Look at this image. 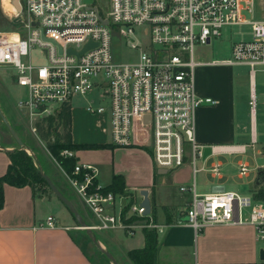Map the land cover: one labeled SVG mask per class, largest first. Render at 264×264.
Instances as JSON below:
<instances>
[{"label": "built area", "instance_id": "1", "mask_svg": "<svg viewBox=\"0 0 264 264\" xmlns=\"http://www.w3.org/2000/svg\"><path fill=\"white\" fill-rule=\"evenodd\" d=\"M20 2L17 12L24 15V33L0 31V67L13 66L17 82L26 88L18 106L30 119L32 130L36 131L37 120L54 114L62 104L96 90L106 103L94 104L90 98L86 109L106 114V129L115 146L142 145L154 165L166 170L186 160L191 163L192 182L179 189L191 193L184 214L195 232L214 224H251L264 243V194L196 191V160L203 158L206 146L211 152L242 153L256 138L252 133L250 143L223 147L199 143L196 108L218 100L197 94L194 85V67L199 64L249 65V109L254 120V73L256 66L264 70V0L257 18L247 17V13L254 16L255 0H108L105 11L94 0ZM242 24L250 25L251 35L233 42L231 57L196 59L197 47L209 44L223 27ZM114 35L122 47L136 51L135 60L115 58ZM89 41L93 44L79 54L67 51L68 47L79 51ZM60 154L73 156L74 150L63 148ZM209 169L217 175L220 164ZM248 169L247 163L239 164L241 174ZM96 176L94 164L76 160L68 177L92 214V221L84 219L90 229H120L127 235L144 228L163 230L164 224L151 211L145 212L139 188L113 191ZM38 225L55 227L57 219L48 214Z\"/></svg>", "mask_w": 264, "mask_h": 264}, {"label": "crops", "instance_id": "2", "mask_svg": "<svg viewBox=\"0 0 264 264\" xmlns=\"http://www.w3.org/2000/svg\"><path fill=\"white\" fill-rule=\"evenodd\" d=\"M195 68L196 66L194 67L196 93L212 96L218 100L216 104H203L196 108V140L201 144L223 147L249 143L250 141L247 142L244 139L251 140L252 133L256 138L255 118L252 121L247 107L250 98V82H248L249 90L247 86H235L232 78L224 80L221 85L201 88L196 83ZM3 88L4 84L0 79L2 93ZM25 92L26 89L24 94ZM91 93L85 97L75 96L68 103L71 140L75 143L97 142L109 145L79 148L74 150V155L77 160L83 158L80 162L93 164L96 159L84 153L87 151L102 153L103 158L97 160L99 163H97L96 178L99 182L107 185L114 173H120L124 178L125 190L133 192L137 188L147 190L151 201L150 211H153L155 218L164 224L163 230L157 233L156 264H264V259L259 257V249L263 245L256 237L251 224H214L195 232L194 228L186 222L184 214L191 193L179 189L181 185H189L192 182L191 163L186 160L183 165L173 170H165L154 165L150 152L142 145L115 146L110 141V134L106 129L108 124L106 114L92 113L91 116L86 109L87 100L93 98L95 101ZM75 99L80 102L74 103ZM88 121H91L93 125L84 130V124ZM20 122V119L16 120V124L20 130L22 128L23 132ZM23 138L26 143L24 146L29 145L25 136ZM256 142L248 146L251 147L252 157H255V154H264L261 146L256 145ZM15 145V140L0 143V174L7 170L10 162L8 150ZM25 148L28 147L25 146ZM126 148L131 149L127 154L134 155L136 161H123L116 158V155ZM247 150L241 153L226 150L206 152L204 149L203 158L196 160L199 168L195 173L196 191L203 193L233 189L245 194H255L259 187L257 186L259 184L255 183V178L258 170L264 167V163L257 160L251 163L246 155ZM32 152L37 155L36 164L38 162L40 168L42 166L46 171L48 165L43 164L42 157H39L35 150L32 149ZM216 162L220 164V173L217 175L209 169ZM241 162L248 164L249 169L245 174L239 172ZM104 169L109 171L108 176H105ZM46 172L71 200L65 193L64 185L58 183V179H55L53 177L55 175L50 171ZM42 188L5 183V203L0 208V264H97L82 244L86 242L85 238L82 236L81 243L72 232V229H75L72 226L75 219L72 213L51 189H46L45 186ZM71 201L74 203L73 200ZM77 209L79 210L78 207ZM79 212L81 213L80 210ZM48 214L56 217L57 226L38 225ZM110 233L114 236H104L99 241L107 246L114 257L116 256L118 263L124 261L123 255H126L128 249L144 244L143 230H137L132 235L122 231ZM91 243H94L92 238Z\"/></svg>", "mask_w": 264, "mask_h": 264}, {"label": "rangeland", "instance_id": "3", "mask_svg": "<svg viewBox=\"0 0 264 264\" xmlns=\"http://www.w3.org/2000/svg\"><path fill=\"white\" fill-rule=\"evenodd\" d=\"M3 1L4 2L2 3V1L0 0V31L14 30L24 33V26L22 20L24 15L17 12V7L12 2V0H3ZM94 2L99 5L102 11L106 10L108 0H94ZM261 2H263V0H255L254 16H252L250 13H247V17L257 18L262 14L263 10L261 7ZM250 31L251 30L249 24L225 26L222 28L220 35L213 36L211 38L209 44L197 47L195 57L196 59H201V60H210V59L220 60L231 57L233 42L240 38L249 37L251 35ZM119 41L120 40L118 36L114 35L113 43H114L115 58L120 61L135 60L137 58L136 51L132 50L131 48L125 45H123L122 47ZM33 54L39 60H43V57H40V54L38 53L37 50H33ZM249 70H250L249 65L240 64V63L227 64V63L219 62L215 65H209V64L197 65L195 68V78L197 85L200 86L201 88L211 87L219 84L221 85V83L224 80H227L228 78H232L233 82L235 83V86L237 87L247 86V89L249 90V83H248ZM15 73H16V69L11 65H2L0 67V79L4 84L3 93L0 92V99H1L0 106L3 112L8 117L11 124L14 126V128L17 130L20 136L22 138L23 136H25V138L27 139L29 145H25L26 147H28L26 148V150L28 149L29 152L33 154L32 152L33 149L35 150L36 153H38L39 157L40 156L42 157L43 164L48 165L46 166L47 167L46 171H50L53 175H55L53 177H55V179H58L57 180L58 183L64 185V187L66 188L65 193L71 198V200L74 201L76 206L81 211L84 219H86L87 221H92L93 217L92 214L90 213V210L88 209V207H86L83 200L77 193L76 189L72 186V184L69 181L68 177L70 175V172L66 170L62 165H60L59 162L53 157V155L49 152L48 148L46 147L47 139L45 140L41 138L37 130L34 131L31 129L30 119L28 118V116L25 115L23 111H21L22 109L20 107H19L20 109L18 108L17 106L18 100L21 96L24 95V90L26 88L17 82ZM91 94L94 95L95 104L106 103L104 99L98 97V95L96 94V90H94V92H92ZM254 101H255V123H256V138H257L256 145L258 146L260 145L261 150L264 151V70L260 66H256L254 73ZM73 102L76 103L80 101L78 99H75ZM247 107H248V115H249V110H250L249 104L247 105ZM92 113L93 112H90L89 114L92 116L93 115ZM17 119H20L21 121L20 123L22 124L24 130L23 132H22V128L20 130V127L16 124ZM92 125L93 123L91 121H88L86 124H84V130L88 129L87 127H92ZM62 132H63L62 125H56L54 123L52 125V128L50 129V134L48 138L51 141H54L58 136L62 134ZM14 140L16 144L15 147L20 146L0 114V143L12 142ZM244 140L247 142L250 141L249 138L248 139L245 138ZM24 144L26 143L24 142ZM250 148L251 147H248L246 155H248L247 158L250 159L251 163L256 162V160L257 162L261 161L264 163V154H255V157H252ZM129 150L131 149L128 148L122 149L121 153H118L116 155V158L122 159L123 161H130V160L136 161L134 155L132 156L127 154ZM84 154L85 155L89 154V156L94 157L96 160H94L95 162H93V164L95 163L96 165L97 163H99L97 160L103 158L102 153H93L87 151ZM33 156L35 158V161H38L37 155L33 154ZM81 160H83V158H80V160L78 161ZM96 167L98 169V165ZM42 170L46 172L43 168ZM104 174H106L105 176H108L109 171L104 169ZM261 185L262 184H259L257 186L260 187ZM45 188L48 189L49 187L46 186ZM72 226L75 227V229L74 228L72 229L73 234L76 237H78L81 243L83 242L82 236L85 238L86 242L84 241V243L82 244L87 249V251L91 253L94 261L97 264H113L111 259L107 257L104 254V252H102L98 248V246L95 243H91V237L94 236L95 239L98 241V243L104 249L109 250L107 246L102 245L99 240L103 239L102 237L104 236L113 237L114 235H112L110 232L114 234L120 233L121 232L120 229H107L101 231L92 230V236H90L87 233L86 229L81 227H76L78 226V224L76 223L75 219ZM260 243L261 245L264 244L262 241ZM123 259L124 261L121 263L119 262V264L132 263L127 257V255H123Z\"/></svg>", "mask_w": 264, "mask_h": 264}, {"label": "trees", "instance_id": "4", "mask_svg": "<svg viewBox=\"0 0 264 264\" xmlns=\"http://www.w3.org/2000/svg\"><path fill=\"white\" fill-rule=\"evenodd\" d=\"M62 125L63 132L56 140L51 141L48 136L53 124ZM36 130L43 139L46 140V147L53 157L70 173L74 166L76 157L64 156L60 154L63 148L79 149V148H95L109 145L107 143H75L71 140V117L70 105L62 104L55 114L43 116L35 122ZM114 146L113 144H111ZM10 162L7 170L0 174V208L5 203V183L16 186L29 185L32 188L40 189L43 186H48L43 178L40 170L39 163L35 162L33 154H30L25 146H17L8 150ZM107 189L113 191L124 192L125 184L124 178L120 173L112 175L109 184L105 185ZM43 189V188H42ZM258 196L264 194V183L259 187L256 192ZM153 213V211H152ZM144 244L140 247L128 249L126 252L127 257L133 264H156V244L157 233L154 229L144 228Z\"/></svg>", "mask_w": 264, "mask_h": 264}, {"label": "water", "instance_id": "5", "mask_svg": "<svg viewBox=\"0 0 264 264\" xmlns=\"http://www.w3.org/2000/svg\"><path fill=\"white\" fill-rule=\"evenodd\" d=\"M87 2H92L93 0H85ZM12 2L15 4V6L17 7L18 10H20L22 8L21 2L20 0H12ZM104 22H106V20H104ZM34 23V22H32ZM52 42L55 43V40L52 38H49ZM93 43L91 41L87 42L84 46L83 49L79 50V51H75L73 50L72 47H68L67 51L68 52H74L76 54L81 53L82 51H84L86 48H88L89 46H91ZM58 50L61 51V46H58ZM0 114L3 118V120L5 121L6 125L8 126V128L10 129L11 133L13 134V136L15 137V139L17 140L18 144L20 146H24V140L23 138L20 136V134L17 132V130L14 128V126L11 124L10 120L8 119V117L5 115V113L3 112L1 106H0ZM148 117V116H146ZM210 150L209 147L205 148V151L208 152ZM165 169V168H162ZM41 170V174L43 176V178L45 179L48 187L51 189V191L63 202V204L68 208V210L72 213V215L75 218V221L77 222L78 226L81 228H84L87 230V232L90 234V236H92V229H90L84 218L82 217L81 213L79 212V210L77 209V207L75 206V204L57 187V185L54 183V181L51 179V177L44 172L42 169ZM166 170V169H165ZM255 183L256 184H261L264 183V167L260 168L257 172L256 178H255ZM141 194L143 195V200H142V204L145 206V212L148 213L151 210V201L150 198L148 196L147 190L144 188L141 190ZM93 242L98 246V248L104 252V254L109 257L112 261L113 264H119L118 261L116 260V258L111 254V252L109 250L104 249L99 243L98 241L95 239L94 236L91 237ZM259 257L261 259H264V247H261L259 249Z\"/></svg>", "mask_w": 264, "mask_h": 264}]
</instances>
